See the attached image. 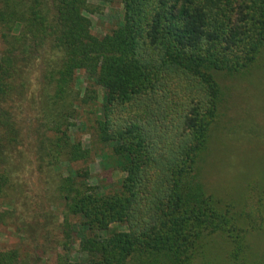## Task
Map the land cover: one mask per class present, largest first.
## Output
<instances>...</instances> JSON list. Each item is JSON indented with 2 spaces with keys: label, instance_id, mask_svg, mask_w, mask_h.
Listing matches in <instances>:
<instances>
[{
  "label": "trees",
  "instance_id": "1",
  "mask_svg": "<svg viewBox=\"0 0 264 264\" xmlns=\"http://www.w3.org/2000/svg\"><path fill=\"white\" fill-rule=\"evenodd\" d=\"M100 1L122 6L103 36L85 14L90 0H0V198L30 206L15 177L32 124L35 159L61 201L66 254L56 264H205L217 237L231 261L247 260L262 218L206 190L199 162L224 78L264 53V0ZM87 106L91 147L70 130ZM95 155L124 173L115 190L90 183ZM25 231L27 248L0 251V264L38 262L40 243ZM74 245L86 254L76 263Z\"/></svg>",
  "mask_w": 264,
  "mask_h": 264
},
{
  "label": "rangeland",
  "instance_id": "2",
  "mask_svg": "<svg viewBox=\"0 0 264 264\" xmlns=\"http://www.w3.org/2000/svg\"><path fill=\"white\" fill-rule=\"evenodd\" d=\"M90 1L95 11L85 14L92 21V31L101 36L110 33L121 18L122 6L116 2ZM3 46L0 36V55ZM76 81L75 87L84 93L90 81L83 70L78 71ZM223 85L226 98L219 118L210 127V140L199 162V179L206 190L227 202H233L236 210H258L262 226L251 237L247 260L231 261L228 245L222 237H217L210 252L211 261L205 264H264V53L249 70L225 77ZM90 106L84 107L86 113L80 112L81 119H72L75 125L70 129L72 137L81 140L85 147L96 144ZM81 121H85L86 125ZM31 126L26 125L28 128L24 132L25 172L23 178H20V173L15 177L25 182V190L28 187L24 203L30 206L20 208L17 199L3 201L0 198V251L21 245L27 248L23 231L29 230L40 243L37 250L40 259L38 262L30 259V263L56 264L58 256L66 254L59 245L63 239L61 201L54 197L53 183L45 180L46 174L40 171L35 159L36 141ZM90 168L92 185H108L100 189L102 191L115 190L124 177L119 170H103L96 155L90 161ZM67 173L64 170V175ZM48 179L52 182L51 178ZM16 183L20 186V182ZM71 251L68 255L71 262L76 263L86 257L77 245Z\"/></svg>",
  "mask_w": 264,
  "mask_h": 264
}]
</instances>
